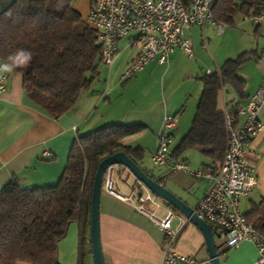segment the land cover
Masks as SVG:
<instances>
[{
    "label": "crops",
    "instance_id": "0c3cea01",
    "mask_svg": "<svg viewBox=\"0 0 264 264\" xmlns=\"http://www.w3.org/2000/svg\"><path fill=\"white\" fill-rule=\"evenodd\" d=\"M12 1L10 0L8 4L10 5ZM91 1L93 2L86 7L84 3H73V7L83 15V19H86L98 0ZM187 36L193 44L192 57L176 50L167 64L152 63L139 73L142 74L140 79L161 74L162 97L165 92V80L171 74L176 73L185 86L184 94L181 95L176 107L171 98L164 106L160 104L162 107L157 112L153 99L144 103L141 110L137 111L139 105L121 103L122 95L116 94L120 85L118 81L123 75H120L119 71L114 72V67L123 51L132 48L128 43L121 50L122 41L113 66L108 72L103 71V74L101 69V77L104 75L107 87L99 82L92 90L82 92L76 106L60 119L53 118L28 98L21 74L9 73L7 92L0 97V191L15 178L24 188L58 184L75 140L113 125L146 127L143 132L128 138L126 144L145 150V159L139 166L149 171L148 160L153 161L152 157L157 152L158 137L163 129L165 117L178 119V127L173 133L174 141L177 134H188L204 87L201 79L209 73L221 70L229 60H237L244 55L247 62L238 75L246 83V97L241 99L235 90L225 88L220 93L219 111L224 113L227 109L247 103L264 80V22L257 24L252 17L242 18L235 26L226 25L222 35L213 25L205 29L194 26L187 31ZM136 57L137 52L127 60L124 71ZM121 64L122 62L118 63V66ZM160 102L161 99L158 103ZM260 119L264 123V106L260 111ZM243 121L242 117L240 123ZM131 140H137L138 146H133ZM250 150V164L260 179L258 187L252 192L261 199L264 198V130L252 140ZM199 154L187 151L180 160L185 161L191 170L196 171L204 168L206 162L203 155ZM159 168V173L152 176L160 180V184L166 189L196 209L205 197L210 183L207 180L196 179L184 171L175 172L169 166ZM115 175L114 191L124 197L131 196L136 185L135 178L123 166L117 168ZM251 203L254 205L258 202L251 200ZM173 209L178 217L186 218ZM180 225V220L176 218L173 221V228L178 230ZM100 227L106 264H162L168 243L167 235L147 217L138 213L132 204L122 201L104 188L100 199ZM71 228L68 237L60 243L59 258L61 246L67 242L66 248L68 247L70 255L72 254L70 263L77 264L79 227L76 224ZM213 235L222 264L225 263L222 256L226 254L229 255L227 259L235 261V264H255L258 261L257 251L252 244L244 242L237 248L228 249L222 243L226 248L223 253L220 250V239H216L217 235L214 232ZM88 241L90 245L86 248L85 264H95L91 227L88 231ZM173 248L186 256H194L203 261L211 260L204 233L191 221L179 233Z\"/></svg>",
    "mask_w": 264,
    "mask_h": 264
},
{
    "label": "trees",
    "instance_id": "16d2710c",
    "mask_svg": "<svg viewBox=\"0 0 264 264\" xmlns=\"http://www.w3.org/2000/svg\"><path fill=\"white\" fill-rule=\"evenodd\" d=\"M73 3L13 0L0 11V59L6 72L21 74L28 98L55 119L69 113L82 92L94 88L105 64L96 31ZM256 14H264V0H217L214 7L216 21L227 26ZM246 62V55L229 60L221 70L201 79L204 87L197 113L188 134L174 150L176 161L197 149L208 161L205 170L217 172L221 168L227 128L224 113L219 111L220 93L231 88L245 99L246 83L238 73ZM145 129L144 125H113L78 137L57 185L24 188L16 178L9 182L0 191V264H63L60 243L73 224L79 227L78 264H85L99 166L122 152L139 165L145 150L127 145L126 140ZM246 217L264 232V198Z\"/></svg>",
    "mask_w": 264,
    "mask_h": 264
},
{
    "label": "built area",
    "instance_id": "2783aa9c",
    "mask_svg": "<svg viewBox=\"0 0 264 264\" xmlns=\"http://www.w3.org/2000/svg\"><path fill=\"white\" fill-rule=\"evenodd\" d=\"M217 0H98L87 14L86 22L97 33L104 62L112 67L119 53L120 42L130 39L129 45L137 48V57L128 66L121 81L126 82L143 72L152 63L167 64L171 55L179 50L192 57L193 44L187 31L194 26L205 29L216 26L220 35L226 25L216 21L214 7ZM254 22H264V14L252 17ZM212 74V73H209ZM9 74L0 59V97L7 92ZM264 106V80L260 88L245 104L224 112L227 128V150L224 162L217 172L203 167L194 171L183 160L174 157V130L178 119L165 117L158 137V149L152 160L156 167L169 166L173 171H184L196 179L207 180L210 187L195 209L199 219L208 223L212 231L228 249L241 243L252 244L258 254L255 264H264V232L250 223L242 210V200L254 191L260 179L250 164V144L264 130L260 111ZM244 118L243 123L240 119ZM118 165L110 166L104 176L103 188L160 227L168 243L162 264H212L194 256L178 253L174 244L179 233L191 221L178 217L174 209L158 197L128 168L136 180L134 192L129 197L114 191ZM180 220V228H173V221ZM78 264V263H77Z\"/></svg>",
    "mask_w": 264,
    "mask_h": 264
},
{
    "label": "rangeland",
    "instance_id": "374dc122",
    "mask_svg": "<svg viewBox=\"0 0 264 264\" xmlns=\"http://www.w3.org/2000/svg\"><path fill=\"white\" fill-rule=\"evenodd\" d=\"M10 0H0V11L4 10L9 4ZM93 1L91 0H74V3H84V7L88 6V4L92 3ZM217 28V27H216ZM130 43V39L126 38L124 40H122L121 42V50L124 49V47H126V45ZM138 50L136 47H132L130 49L124 50L123 54L121 55V57L119 58L117 65H115L114 67V72L115 71H119L120 75H124L126 70L124 71V68H126L125 63L128 62L127 60H129L134 53H136ZM121 66H118V63H121ZM109 68L107 65L102 64L101 69H102V74L103 71L104 73L109 71ZM104 76V75H103ZM100 77V80L97 82V84L99 82H102V84L104 85V87H107V81H105L104 77ZM142 76V74H138L136 75L133 79L129 80L126 83H121V78L119 79V89L117 91L116 94H121V103H136L137 105H139V107L136 108L137 111L141 110V107L144 103H146L147 101H150L151 99H153L154 104H155V112L160 111L161 107L164 106V104H166L167 102H169V100L172 98V103H174V107L177 106V104L179 103V99L181 97V95L184 94V89L185 86L182 85V83L180 82L179 77L176 75V73L171 74L169 76H167L166 80H165V92H164V97H162V91H161V74L157 73L154 75V77H147V78H142L140 79ZM118 83V84H119ZM159 97V98H158ZM119 98V99H121ZM159 99H161V102L158 103ZM162 106H161V105ZM193 106V102H191L190 107ZM187 133L184 134H177L173 147L175 149L176 146H178L180 144V142L182 141L183 137L186 135ZM149 139V138H148ZM131 144H133V146H138L139 142L137 140H131L130 141ZM129 143V144H130ZM192 153H197L199 154L200 152L198 150H189ZM202 155V154H199ZM204 159V158H203ZM205 163H208L207 160ZM148 168L149 171L152 173V175L156 176L157 173H159V167H156L153 163V161L148 160ZM118 173V171H117ZM116 176V175H115ZM127 178V176H126ZM124 178V179H126ZM119 181H121L120 179H118ZM132 180L129 181V183H131ZM57 185V184H56ZM263 198V197H262ZM261 199H258V195L254 194L253 192L250 194L249 197L245 198L243 200V211L244 212H250L253 208V203H251V200H253V202H258L260 203L262 201ZM74 225L76 226V224H73L72 226L74 227ZM72 229V228H71ZM216 239L219 240V238L217 237ZM67 243V242H66ZM64 244V246H61L62 249H60V261L63 264H71L70 263V258L72 257V254L70 255V251L69 248H66L67 244ZM223 242L220 240V250L221 252H225L226 248L225 246L222 244ZM63 245V244H62ZM74 251V249H73ZM227 256H229L228 254H226L225 256H222V260L223 264H235V261H229L227 258Z\"/></svg>",
    "mask_w": 264,
    "mask_h": 264
},
{
    "label": "water",
    "instance_id": "95a60500",
    "mask_svg": "<svg viewBox=\"0 0 264 264\" xmlns=\"http://www.w3.org/2000/svg\"><path fill=\"white\" fill-rule=\"evenodd\" d=\"M113 165L123 166L128 168L140 181L145 183L153 193L158 197L169 203V205L175 208L178 212L182 213L191 222L195 223L204 233L209 257L212 264H222L220 259V253L216 246L212 229L208 223L198 218L195 213V209L190 207L175 194L165 188L152 177H150L136 162H134L126 153H118L116 155L106 158L99 166L97 171L94 187L92 192L91 202V244L92 253L95 264H106L104 252L101 243V227H100V199L103 189L104 176L106 170Z\"/></svg>",
    "mask_w": 264,
    "mask_h": 264
}]
</instances>
